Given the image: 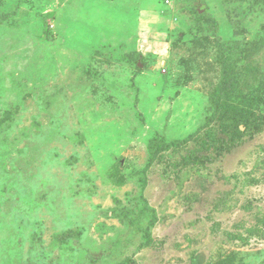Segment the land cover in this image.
Here are the masks:
<instances>
[{
	"label": "rangeland",
	"instance_id": "1",
	"mask_svg": "<svg viewBox=\"0 0 264 264\" xmlns=\"http://www.w3.org/2000/svg\"><path fill=\"white\" fill-rule=\"evenodd\" d=\"M230 81L263 102L221 132ZM263 234L264 0H0V264H264Z\"/></svg>",
	"mask_w": 264,
	"mask_h": 264
},
{
	"label": "trees",
	"instance_id": "2",
	"mask_svg": "<svg viewBox=\"0 0 264 264\" xmlns=\"http://www.w3.org/2000/svg\"><path fill=\"white\" fill-rule=\"evenodd\" d=\"M197 15L202 18V20L209 21L210 19L207 17V15H200L199 13ZM230 84H232L231 81L228 86L226 85L227 89L225 88L222 90V92H220L217 96L218 106L216 107V111L219 115V119L225 120L228 118V122H224V124H222L224 127L222 128L221 132H224L227 127H237L239 123L244 124L246 127H250L248 121L250 117L254 115V111H256L254 109H257L260 102H263V100H258L256 106L254 104V100H252V102L250 101V103L248 102L240 106L234 105L231 101L232 98L226 95V93L232 89ZM195 141L197 143V148L191 151L188 155H185L181 158L182 166H185L183 168H186L189 165H205L212 157V155L208 154L209 152L215 151L218 153L219 151H222L227 145V142L223 138L219 137L217 130L215 129H208L204 134H198L195 138ZM165 148L166 147L164 143L159 140H155V142H149L151 157H159V160L161 161L165 159V156H163L165 153ZM261 237H264V234ZM240 239L244 242H247L248 240L247 238L244 239L242 237ZM123 264L137 263L134 261H127Z\"/></svg>",
	"mask_w": 264,
	"mask_h": 264
}]
</instances>
